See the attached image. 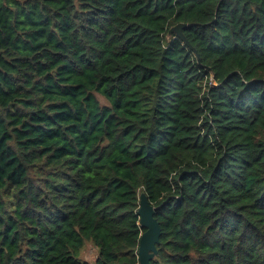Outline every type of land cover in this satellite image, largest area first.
<instances>
[{
    "label": "trees",
    "instance_id": "1",
    "mask_svg": "<svg viewBox=\"0 0 264 264\" xmlns=\"http://www.w3.org/2000/svg\"><path fill=\"white\" fill-rule=\"evenodd\" d=\"M140 193L151 264H264V0H0V264H138Z\"/></svg>",
    "mask_w": 264,
    "mask_h": 264
},
{
    "label": "water",
    "instance_id": "2",
    "mask_svg": "<svg viewBox=\"0 0 264 264\" xmlns=\"http://www.w3.org/2000/svg\"><path fill=\"white\" fill-rule=\"evenodd\" d=\"M187 26L186 23H177L169 27L167 31V38L172 34L179 37L189 48L194 51V54L199 61V55L195 48H193L186 36L183 34L182 29ZM155 208L148 201L144 193L139 195V203L137 214L139 216V224L145 230L140 234L138 246H137V256L138 264H151L150 260L157 254L156 245L159 242L161 235V229L159 223L155 219Z\"/></svg>",
    "mask_w": 264,
    "mask_h": 264
},
{
    "label": "rangeland",
    "instance_id": "3",
    "mask_svg": "<svg viewBox=\"0 0 264 264\" xmlns=\"http://www.w3.org/2000/svg\"><path fill=\"white\" fill-rule=\"evenodd\" d=\"M101 103H105V100L101 96H97ZM97 256V249L89 242L85 243L83 249L80 251L79 257L88 261L90 264H94V260Z\"/></svg>",
    "mask_w": 264,
    "mask_h": 264
}]
</instances>
